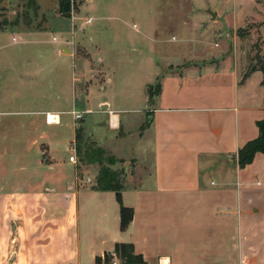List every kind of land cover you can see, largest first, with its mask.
Returning a JSON list of instances; mask_svg holds the SVG:
<instances>
[{
	"label": "crops",
	"instance_id": "0c3cea01",
	"mask_svg": "<svg viewBox=\"0 0 264 264\" xmlns=\"http://www.w3.org/2000/svg\"><path fill=\"white\" fill-rule=\"evenodd\" d=\"M160 12L152 9L150 13L154 15L149 22H141V28L134 21L126 23L131 28L134 23L133 29L141 34L135 39L144 38L154 49L167 40L153 36V30L161 25L162 18L157 15ZM92 15H88V24L95 19L123 23L119 11ZM185 20L184 25L174 24L187 29ZM39 33V38L33 39L32 32L21 35L20 40L10 34V42L50 45L48 53L46 49L40 55L0 53V69L5 62H21L13 65L21 70L9 85L1 82L0 71V223L7 218L11 225L13 262L112 264L109 256L108 261L105 259V253L114 250L116 243H131L134 253L143 260L136 264H264V154L257 152L242 167L237 159L239 148L258 136L256 121L264 116L262 72L254 70L243 77L252 55L224 54L217 57L220 64L215 66L163 74L153 56L140 58L146 77L154 82L159 79L160 84L153 97L146 96V122L138 132L143 123L139 124L135 132L141 142L147 140L151 157L147 173L151 181L142 185L139 180L121 189L122 204L133 211L131 221L121 229L115 192L93 189V174L82 179L81 169L68 161L66 151L75 135L72 110L88 113L91 133L94 134L93 127L114 130L121 126V135L115 138L124 139L131 131L123 128L120 111L138 109L116 107L118 104L101 94L111 78L100 55L92 57L102 63L105 80L100 88L93 82L75 93V84L83 76L79 74L77 81L72 71L71 85H67L69 58L77 61L79 68L83 66L87 81L92 76L91 66L84 58L72 56L59 38L53 40L50 31ZM87 33L84 31L82 37ZM85 47L88 52L98 49L92 40L85 42ZM263 47L264 40V55ZM178 55V60L183 59L182 53ZM190 55L186 53L185 57ZM28 61H42L44 65L31 64L28 68L23 64ZM39 69L66 79L64 93L55 96L59 103L56 107L44 99L35 107L27 101L23 105L16 101L17 84L27 88L28 78ZM149 85L144 84L145 91ZM12 97L15 103L9 101ZM2 104L10 108H2ZM66 113L72 114L71 122L62 116ZM16 114L30 117L12 120ZM50 114L58 117L56 122L48 120ZM56 127L63 136L56 139L63 145L59 149L54 147L51 133ZM64 128L71 132L69 136L64 137ZM40 142H48V148L38 150ZM96 143L104 148L98 136ZM104 149L111 154L116 150ZM61 150L65 153L60 157ZM44 154L53 160L45 163ZM126 157L137 161L132 153L116 155L117 159ZM62 165L67 172L61 170ZM3 206L9 208L6 214H2ZM116 264L129 263L118 257Z\"/></svg>",
	"mask_w": 264,
	"mask_h": 264
},
{
	"label": "rangeland",
	"instance_id": "374dc122",
	"mask_svg": "<svg viewBox=\"0 0 264 264\" xmlns=\"http://www.w3.org/2000/svg\"><path fill=\"white\" fill-rule=\"evenodd\" d=\"M60 1L0 0V32H4L0 35V53L8 56L40 55L43 54L44 49L48 53L50 45L12 43L10 42V34L11 37L20 40L21 35L34 32L33 39H36L41 36L39 32L50 31L52 39L53 37L59 38L65 43L64 47L72 56L84 58L87 64L91 66L92 76L87 81L83 66L80 65L79 68V63L69 58L67 85H71L72 71L77 81L79 74L83 76V79L75 84V93L80 90L83 91L89 83L94 82L97 87L102 84L105 80L104 72L101 71L102 63L99 58L93 59L92 57L100 55L104 59L103 64L109 72L111 83L109 86L106 85L105 91H101V94L118 104L116 107L138 110L120 111L123 128L126 130L127 127L131 131V135L124 139L115 138L117 135H121V126L114 130L108 126L93 127L94 135L93 132L91 133V120L88 113L79 112L80 114L84 113L80 119L74 121L75 133H79V138L76 139L74 135L72 136L74 140L68 142L70 146L75 145L76 162L73 164L81 169V178L85 179L93 174V176L91 175V183L93 184H95L99 167L96 163H87L82 159V154L89 143H91V147H97V136L104 148H116L112 154L109 149L103 148L106 155H113L116 158L118 154L132 153L136 157L137 161L128 157L118 159L111 166L118 172V180L122 186L133 182L137 183L139 180L142 185L151 181V177L147 173L151 170V157L147 149V140L141 142L135 132H137L136 128L139 124L143 123L144 125L146 122L145 115L148 113L147 111L144 112V108L148 105L146 96L153 97L156 94V83L159 82V79L154 82L153 78L151 80L146 77V70L142 69L143 64L140 58L148 55L153 56L159 63L161 74H163L171 70L185 71L203 66H215L220 64L217 57L224 54L249 53L252 57H264L262 54L264 0H215L214 2L208 0L206 5L203 3L205 0H64L67 4V10L62 11V13L58 10ZM190 7L192 8L191 12L189 11ZM208 8L218 13L217 17L211 19L210 14L205 11ZM152 9L162 11V13L157 14L159 18H162L160 28L153 30V36L158 39H167L155 49L151 48L148 42L144 41V38L135 39L136 36L141 37V34L134 30V23L132 24L134 29L126 24L134 21L141 28V22L145 20L149 22L150 17L154 15L150 13ZM111 11H119V17L123 18V23L119 20L96 21L95 19L88 24V20H91L90 15L106 16L111 14ZM186 18L187 29L177 28V24L174 23H183L184 25ZM86 24L88 26L84 29ZM115 24H117L116 27ZM84 31L88 33L83 38ZM43 37L47 38V35L44 34ZM89 40L98 45V49L91 48L92 53L88 52L89 50L85 47V42H89ZM55 50L57 53L59 48ZM178 53L184 55L183 59L178 60ZM186 53L191 55L185 57ZM14 64L20 65L21 62L3 63V67L0 69L2 83L9 85L10 80L14 79L16 74H20L21 69L19 67L14 68ZM23 64H28V68L31 64H38L43 67L44 62L28 61L23 62ZM43 69H39L33 77L28 78L27 88L17 84L16 101L19 105H23L27 101L30 106L35 107L43 99L51 107H56L59 104L55 96L64 93L63 84L66 79L63 75ZM146 82L151 83V85L149 88L146 86L145 91L144 84ZM9 101L15 103V98L12 97V100ZM1 107L10 108V105L2 104ZM71 115L66 113L62 116L71 122ZM6 117L3 116V118ZM11 117L12 120L20 121L30 116L16 114ZM57 119L58 117L55 115H48L50 122H56ZM102 122L104 123L105 120ZM143 125L138 127V132L143 128ZM59 132L58 127L51 130L56 149L63 147L61 140L56 142V139L63 137ZM70 134L71 132L64 128V137ZM48 146V142H40L37 149L42 151ZM59 152L60 157L65 153L63 150ZM70 153L69 148L66 155L69 156ZM42 160L49 163L53 159H49L44 154ZM66 169L65 165L61 166V170ZM2 209V214L9 211L7 206H3ZM7 221V218H2L0 223V264H18V262H13L12 255L15 250L11 246V225Z\"/></svg>",
	"mask_w": 264,
	"mask_h": 264
},
{
	"label": "trees",
	"instance_id": "16d2710c",
	"mask_svg": "<svg viewBox=\"0 0 264 264\" xmlns=\"http://www.w3.org/2000/svg\"><path fill=\"white\" fill-rule=\"evenodd\" d=\"M66 8V2L61 0L58 5L59 12L62 13V11H66ZM250 60L251 63L247 67L243 77L247 76L254 70H260L263 75L261 85L264 87V57L255 56L251 57ZM149 86L147 88H149ZM159 86L160 84L157 82L156 93L159 91ZM256 125L258 128V136L243 144L237 152L238 164L241 167L249 164L257 152L264 154V116L260 120L256 121ZM75 138H79L78 132L75 133ZM78 151H80L79 148ZM82 155V159H84L87 163H96L99 167L93 189L112 190L115 192L116 199L120 206V228L125 229L132 219L133 211L130 207H126L122 204L121 189L123 186L118 180V172L111 168V166L114 165L118 159H116L113 155H106L105 150L100 146L95 148L91 147V143L87 145V148L83 151ZM113 249L116 251L119 259L123 262L129 264L143 262L141 256L134 253L133 245L131 243H116ZM104 257L108 260V252L105 253Z\"/></svg>",
	"mask_w": 264,
	"mask_h": 264
},
{
	"label": "built area",
	"instance_id": "2783aa9c",
	"mask_svg": "<svg viewBox=\"0 0 264 264\" xmlns=\"http://www.w3.org/2000/svg\"><path fill=\"white\" fill-rule=\"evenodd\" d=\"M88 22H90V20H88ZM53 39L55 40L56 38L53 37ZM72 114L74 115L75 119H78V118L81 117V114L79 112L72 111ZM111 123L112 122L110 121V124ZM69 148L71 150V153H70V155L68 157V161H70L71 163H75L76 162L75 145L72 144ZM86 180L89 181V178H87ZM108 256L111 258L112 264H116V260L118 258L116 251L115 250L108 251Z\"/></svg>",
	"mask_w": 264,
	"mask_h": 264
},
{
	"label": "water",
	"instance_id": "95a60500",
	"mask_svg": "<svg viewBox=\"0 0 264 264\" xmlns=\"http://www.w3.org/2000/svg\"><path fill=\"white\" fill-rule=\"evenodd\" d=\"M206 12L210 14L211 19H214L215 18L216 12H214L210 8L206 9ZM102 109H105V106H102Z\"/></svg>",
	"mask_w": 264,
	"mask_h": 264
}]
</instances>
